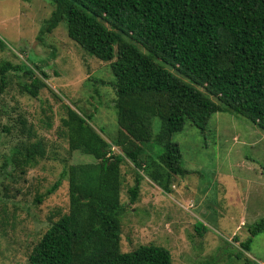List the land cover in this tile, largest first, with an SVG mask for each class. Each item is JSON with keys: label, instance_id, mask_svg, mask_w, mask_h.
Listing matches in <instances>:
<instances>
[{"label": "trees", "instance_id": "trees-1", "mask_svg": "<svg viewBox=\"0 0 264 264\" xmlns=\"http://www.w3.org/2000/svg\"><path fill=\"white\" fill-rule=\"evenodd\" d=\"M51 2L54 11L43 33L65 23L69 38L87 55L110 63L120 131L116 142L109 143L92 126L91 117L66 105L58 132L68 141L71 156L77 157L78 152L91 156L93 162L68 166L36 200L41 203L55 195L67 180L69 211L57 210L48 217L29 263L172 264L171 252L162 245H140L130 252L121 249L122 217L133 212L121 201L122 166L128 160L138 170L135 185L127 191L128 203L134 205L141 191L140 171L166 194L172 193L177 178L189 174L182 166L178 144L172 141L188 122L204 133L214 114L228 113L264 130V0ZM0 47H6L2 40ZM21 71L35 74L26 65H0V92L6 74ZM47 78L43 72L41 78H34L32 88L24 90L38 97ZM191 86L204 88L218 105L197 97ZM153 117L161 120L155 138ZM46 126L51 130V124ZM24 130L29 138H36L33 129ZM150 142L163 148V153L142 160L143 144ZM115 146L122 154L114 152ZM15 154L20 158L12 160L13 168L25 173V168L45 159L46 149L39 140ZM196 230L207 228L198 222ZM262 233L264 217L249 227L250 237L240 243L236 260L250 252L254 238Z\"/></svg>", "mask_w": 264, "mask_h": 264}, {"label": "rangeland", "instance_id": "rangeland-1", "mask_svg": "<svg viewBox=\"0 0 264 264\" xmlns=\"http://www.w3.org/2000/svg\"><path fill=\"white\" fill-rule=\"evenodd\" d=\"M53 11L51 0H0V40L6 44L0 47V65H26L35 71L34 76L8 72L0 92V264H30L48 217L57 210L69 211L67 180L55 195L36 200L65 168L93 162L78 152L71 156L68 141L58 132L66 105L91 117L92 126L109 143L116 142L120 131L110 63L87 55L69 38L65 23L43 33ZM43 72L48 75L43 79L46 87L32 97L24 87L32 88ZM191 88L197 97L218 105L204 88ZM47 123L52 125L49 131ZM25 128L33 129L36 138H29ZM151 131L153 138L160 133L158 117L152 118ZM39 140L45 159L25 173L15 170L12 160L20 158L15 151ZM172 141L189 172L176 179L172 193H164L140 171L139 200L129 204L127 191L135 185L138 170L128 160L122 166L121 201L134 213L122 217L121 249L162 245L171 252L172 264H264V233L254 238L242 259L235 258L240 243L250 237L249 227L264 217V130L244 117L217 113L204 133L188 122ZM143 149L142 160L163 153L152 142ZM114 152L122 154L116 146ZM198 222L207 231L198 233Z\"/></svg>", "mask_w": 264, "mask_h": 264}]
</instances>
